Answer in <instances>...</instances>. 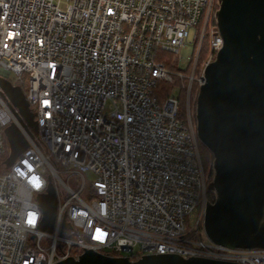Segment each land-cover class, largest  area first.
<instances>
[{"label": "built area", "instance_id": "2783aa9c", "mask_svg": "<svg viewBox=\"0 0 264 264\" xmlns=\"http://www.w3.org/2000/svg\"><path fill=\"white\" fill-rule=\"evenodd\" d=\"M218 9L219 0H0V81L26 85L38 127L25 128L0 84V158L12 124L28 143L10 168V155L0 163V264L86 251L264 264V250L216 245L204 229L208 181L191 97L224 45ZM191 44L188 73H172L164 55L177 60ZM175 78L186 82L183 120L180 99L154 96ZM50 184L57 214L47 232L39 199Z\"/></svg>", "mask_w": 264, "mask_h": 264}, {"label": "water", "instance_id": "95a60500", "mask_svg": "<svg viewBox=\"0 0 264 264\" xmlns=\"http://www.w3.org/2000/svg\"><path fill=\"white\" fill-rule=\"evenodd\" d=\"M216 25L222 49L205 69L196 99L198 138L213 156V180L208 191L204 229L216 245L229 249L264 250V0H219ZM25 128L38 131L20 88L0 81ZM11 150L10 168L28 143L12 124L5 130ZM44 214L41 229L52 232L57 196L52 184L39 199ZM57 264H236L178 255H148L136 262L86 251L78 259Z\"/></svg>", "mask_w": 264, "mask_h": 264}, {"label": "rangeland", "instance_id": "374dc122", "mask_svg": "<svg viewBox=\"0 0 264 264\" xmlns=\"http://www.w3.org/2000/svg\"><path fill=\"white\" fill-rule=\"evenodd\" d=\"M193 33L191 34V39H193ZM192 41V40H191ZM195 54V49H194V46L191 44V45H188L187 48H182L180 53H179V57L178 59L176 60L175 58L172 57V55H164L167 57L168 61H172L173 64L172 66L170 67V71L174 74H179V73H188L187 72V68H188V65L191 61V57ZM163 84H161L160 88L158 89V91L160 93H164V92H167L169 93V96L171 97H176L178 99H183V94L181 92V81L178 79V78H175V83L173 84H170V83H166V82H161ZM197 87V84L195 83L194 84V87H193V92H192V97H191V101H192V122L194 125H196V99H197V96H196V92H195V89ZM168 98H166L165 100H162L160 101V103H163L164 101H166ZM185 103V102H183ZM195 104V106H194ZM109 105L108 104V108H109ZM204 146V145H202ZM205 147V146H204ZM11 153V150L10 148L7 146L6 147V155L5 157H2L0 158V163H1V160H4L7 156H9ZM202 156V162H203V166H204V170H205V173H206V177H207V181H208V185L209 183L213 180V174L211 175L210 174V169H211V162L208 161L207 163H205L204 161V157H203V154H201ZM86 179L87 181H93L94 180V176L92 174H88L86 176ZM211 195L214 196V194L212 192H209L207 191V194H206V200L207 202H210V199H211ZM215 198V196H214ZM197 217V212L194 213V220L196 219ZM188 228H192L193 227V223L192 221H188V223L186 224Z\"/></svg>", "mask_w": 264, "mask_h": 264}, {"label": "trees", "instance_id": "16d2710c", "mask_svg": "<svg viewBox=\"0 0 264 264\" xmlns=\"http://www.w3.org/2000/svg\"><path fill=\"white\" fill-rule=\"evenodd\" d=\"M209 56H210L209 43H208L207 40H205L204 43H203V47H202L200 56H199V66H200V68L207 61V59L209 58ZM161 84H163V83L160 82L158 84V86L156 87L155 91H154V96L159 101H162V100H165L166 98H169V93H167V92L160 93L158 91V89L160 88ZM184 84H186V82H181L180 83L181 86H183ZM21 89H22L23 94H25V92H26V85L22 86ZM196 91H197V87L195 89V92ZM182 94H183V99H180V104H181V106H180L181 109H180V113H179L180 120L185 119V116H186V114H185V103H183V102H185V93L182 92ZM200 152H201V154H203L205 163H207L208 161L211 162L210 174L212 175L213 174V161H214L212 154L210 153V151L206 147L202 146V144L200 145ZM214 199H215L214 196L211 195L210 202H213ZM138 260L139 259H134L132 262H136Z\"/></svg>", "mask_w": 264, "mask_h": 264}, {"label": "snow or ice", "instance_id": "6c2138e0", "mask_svg": "<svg viewBox=\"0 0 264 264\" xmlns=\"http://www.w3.org/2000/svg\"><path fill=\"white\" fill-rule=\"evenodd\" d=\"M34 183H35V182H34ZM37 186H39L38 183H37ZM30 222H31V223H34V222H35V217H34V216L31 218ZM98 238H100V237L98 236Z\"/></svg>", "mask_w": 264, "mask_h": 264}]
</instances>
